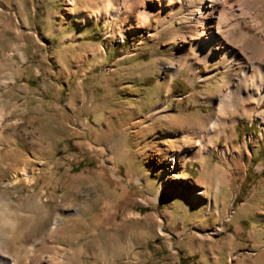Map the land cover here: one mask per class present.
<instances>
[{
	"label": "rangeland",
	"instance_id": "374dc122",
	"mask_svg": "<svg viewBox=\"0 0 264 264\" xmlns=\"http://www.w3.org/2000/svg\"><path fill=\"white\" fill-rule=\"evenodd\" d=\"M105 1L77 0L74 12ZM127 1L119 21L83 32L63 20L67 0H0V214L15 222L13 234L0 230L6 255L264 264V104L221 106L236 76L175 58L176 34L194 28L189 9L167 15L149 10L155 0ZM243 24L250 33L234 47L264 61V2ZM118 28L124 38L111 40Z\"/></svg>",
	"mask_w": 264,
	"mask_h": 264
},
{
	"label": "bare ground",
	"instance_id": "6f19581e",
	"mask_svg": "<svg viewBox=\"0 0 264 264\" xmlns=\"http://www.w3.org/2000/svg\"><path fill=\"white\" fill-rule=\"evenodd\" d=\"M155 1L156 3L148 7L149 10L167 13L168 15L173 13L177 8L184 9L185 7L189 9L190 14L195 20L193 31L189 35L185 33L176 34L178 40L181 39L180 36H182V44L179 45L178 51L174 55L175 58L180 59L185 57L187 60L194 58L199 64L205 66L217 63L222 67L223 71L226 73L231 72L236 76V82L233 88L227 92L224 99L220 100L221 106L225 108L235 107L243 101L251 100L253 101L254 109H260L264 104V61L261 60L251 64L252 62L248 55L249 49H247L243 43H240L242 45L238 47H234L233 44L234 41L237 40V35L239 33H242L240 34L241 38L246 36L248 38L247 33H250L249 28L251 26L245 27L243 23L247 22V17L251 15V11L255 8H259L264 0ZM174 1L178 4L177 6L172 5ZM67 2L68 8L63 14V20L66 22L71 21L72 18H76L81 24L83 32H86L90 26L98 25L101 21H119L121 15L125 12L128 13L132 8V5H130L127 0H106L97 10L91 13H85L87 11L85 9L82 14H75L74 8L77 5V0H67ZM262 13L261 10L259 14H253V19L256 21L259 20ZM181 15L184 19H189L185 12H182ZM126 20L127 19L124 18L123 23ZM133 21H135V24L138 23L137 18ZM260 25V23H257L252 27L258 29ZM121 34L120 28H118L114 34H111L109 37L111 40H117L119 37L124 38ZM174 72L177 74L178 70ZM183 139L186 143L195 140L190 137L188 138V136ZM206 142L207 140H202V137L197 141L196 146L199 147L196 153L197 156L200 157L204 155L208 147ZM182 156L183 154L180 152L173 154L168 153L167 158L163 160V167L170 166V170L173 169V165L176 163L177 159ZM21 177L28 178L27 171L22 172ZM174 179L179 180L180 177L175 175ZM58 222L57 220L54 225V231L57 230L56 225ZM1 229L8 231L10 234H13L15 230L13 214L7 210L4 214H0V230ZM6 250L7 247L1 243L0 237V252L3 253L2 255L0 254V264H22L18 259L13 260L7 256ZM29 260L30 264H37L38 262H40V264H55L52 260L45 259V261H43L41 256L37 254Z\"/></svg>",
	"mask_w": 264,
	"mask_h": 264
},
{
	"label": "trees",
	"instance_id": "16d2710c",
	"mask_svg": "<svg viewBox=\"0 0 264 264\" xmlns=\"http://www.w3.org/2000/svg\"><path fill=\"white\" fill-rule=\"evenodd\" d=\"M92 165H94V162L92 161ZM82 168H84V165L81 163L78 167H77V171L81 170Z\"/></svg>",
	"mask_w": 264,
	"mask_h": 264
}]
</instances>
